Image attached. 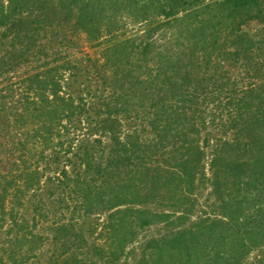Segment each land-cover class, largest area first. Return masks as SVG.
I'll return each mask as SVG.
<instances>
[{"label": "rangeland", "instance_id": "374dc122", "mask_svg": "<svg viewBox=\"0 0 264 264\" xmlns=\"http://www.w3.org/2000/svg\"><path fill=\"white\" fill-rule=\"evenodd\" d=\"M47 11L49 5L43 8ZM54 24L58 30L65 28L68 39L41 32L39 39L30 41L21 25L0 26L1 262L53 264L51 256L58 251L57 264L69 257L74 264H198L199 248L213 243L209 235L232 228L225 203L236 187L227 175L229 169L220 178L226 176L230 184L224 180L216 184L215 152L224 142L231 144V159L249 163V174L256 167L255 159L264 157V119L239 135L242 126L226 110L236 100L210 116L215 107L201 96L192 104L198 109L195 117L200 127L198 135H190L198 136L194 144L201 154L190 172L191 181H184L188 175L180 163L184 148L169 145L159 161L161 169L173 174L162 172L150 198L143 194L148 187L141 188L124 204L89 210L82 191L65 173L69 178L82 173L83 152L101 151L109 144L100 108L107 93L89 61V56L99 54L97 47H91L72 21L57 17ZM260 27L253 21L244 30L253 34ZM72 38L79 40V46L71 44ZM220 70L233 77L244 74L246 68L241 63ZM254 88L253 93H245L246 98L238 99L258 102L264 96V81ZM222 97L225 102L227 98ZM137 101L130 100L128 106ZM114 124L122 140L135 130L142 140L153 135L140 118L121 115ZM29 168L39 170L38 183L17 193L15 184L23 181L21 173ZM113 176L117 179L119 175ZM263 253L264 241L241 263L252 264Z\"/></svg>", "mask_w": 264, "mask_h": 264}, {"label": "trees", "instance_id": "16d2710c", "mask_svg": "<svg viewBox=\"0 0 264 264\" xmlns=\"http://www.w3.org/2000/svg\"><path fill=\"white\" fill-rule=\"evenodd\" d=\"M47 5L49 12L44 13ZM57 17L72 21L91 47H97L99 54L89 56V61L107 93L100 108L109 144L101 151L83 152L82 173L70 178L65 173L82 191L89 210L124 204L141 188L148 187L143 194L150 198L162 172L173 174L161 169L159 161L169 145L184 148V162L180 163L188 175L184 181H191L190 172L201 154L194 144L198 136L192 137L200 127L195 117L198 109L192 104L201 96L215 107L210 116L236 100L226 110L242 126L239 135L264 119V96L258 102L238 99L246 98L245 93H253L264 81V0H0V26L21 25L30 41L39 39L41 32L68 39L65 28H57L60 21L54 24ZM253 21L261 27L252 34L244 26ZM78 41L72 38L71 44L79 46ZM241 63L244 74L231 77L226 70L221 73L227 65ZM133 99L138 101L130 108ZM61 101L65 103L64 98ZM121 115L145 121L152 137L142 140L135 130L122 140L114 124ZM231 151L232 145L224 142L216 150L212 166L216 184L223 180L230 184L226 176L220 178L227 169L231 171L227 175L233 177L235 194H228L225 203L232 228L209 235L213 243L199 248L198 264H243L245 256L264 241V157L258 156L256 167L246 174L249 163L232 160ZM123 173L126 176L121 182ZM39 175L37 168L24 170L15 191L36 185ZM51 258L57 264L58 251ZM69 258L63 264H74ZM0 264L7 263L0 257ZM252 264H264V253Z\"/></svg>", "mask_w": 264, "mask_h": 264}]
</instances>
